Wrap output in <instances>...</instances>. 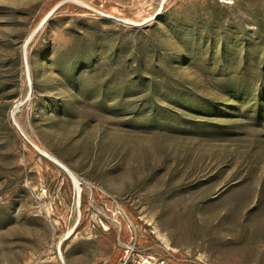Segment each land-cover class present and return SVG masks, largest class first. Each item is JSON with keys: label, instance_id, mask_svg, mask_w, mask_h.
I'll list each match as a JSON object with an SVG mask.
<instances>
[{"label": "rangeland", "instance_id": "1", "mask_svg": "<svg viewBox=\"0 0 264 264\" xmlns=\"http://www.w3.org/2000/svg\"><path fill=\"white\" fill-rule=\"evenodd\" d=\"M0 264H264V0H0Z\"/></svg>", "mask_w": 264, "mask_h": 264}, {"label": "water", "instance_id": "2", "mask_svg": "<svg viewBox=\"0 0 264 264\" xmlns=\"http://www.w3.org/2000/svg\"><path fill=\"white\" fill-rule=\"evenodd\" d=\"M59 165H60V164H59ZM69 175H71L72 177L74 176L73 173H69ZM61 259H62V257H61Z\"/></svg>", "mask_w": 264, "mask_h": 264}]
</instances>
